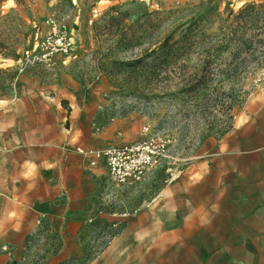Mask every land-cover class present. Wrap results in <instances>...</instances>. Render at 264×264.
<instances>
[{
	"label": "rangeland",
	"instance_id": "rangeland-1",
	"mask_svg": "<svg viewBox=\"0 0 264 264\" xmlns=\"http://www.w3.org/2000/svg\"><path fill=\"white\" fill-rule=\"evenodd\" d=\"M249 4L264 0L0 3V100L37 96L60 102L68 112L74 102H101L91 112L94 133L112 125L119 129L107 135L105 147L141 143L148 127L154 146L166 152L141 185L118 187L102 165L94 169L95 197L76 237L64 243L43 229L22 264H46L63 247L72 254L60 264H84L97 252L89 264H264V64L250 65L234 85L210 76L207 110L182 94L172 98L178 85L202 76L189 70L167 84L161 73L159 88L152 89L134 64L178 28L197 22L213 35L221 19ZM114 6L126 14V49L109 36L107 19L102 21ZM43 42L48 49L42 50ZM86 115L85 110L74 114L75 119ZM228 115L231 131L210 136ZM74 125L68 120L66 128ZM96 218L116 234L107 245L100 230L89 228Z\"/></svg>",
	"mask_w": 264,
	"mask_h": 264
},
{
	"label": "crops",
	"instance_id": "crops-1",
	"mask_svg": "<svg viewBox=\"0 0 264 264\" xmlns=\"http://www.w3.org/2000/svg\"><path fill=\"white\" fill-rule=\"evenodd\" d=\"M102 106L74 102L68 112L60 102L37 96L0 100V264H22L43 229L64 243L76 237L95 197L94 169L107 167L101 161L91 168L74 149H105L107 135L119 130L112 125L94 133L91 112ZM76 110H85L86 117L75 119ZM68 120L77 128L68 130ZM71 254L63 247L46 264H60Z\"/></svg>",
	"mask_w": 264,
	"mask_h": 264
},
{
	"label": "trees",
	"instance_id": "trees-1",
	"mask_svg": "<svg viewBox=\"0 0 264 264\" xmlns=\"http://www.w3.org/2000/svg\"><path fill=\"white\" fill-rule=\"evenodd\" d=\"M5 1L8 0H0V3ZM105 19L109 36L113 39L119 38L118 47L128 48L130 31L125 25L126 14L121 12V7H111L102 21ZM220 23L213 35L204 33L197 22L171 32L155 49L146 50L141 58L134 62L142 74L140 80L151 85L150 88L153 89L158 87L156 83L160 82L158 80L161 73L168 76L165 81L170 84L173 77H187L186 74L191 70L194 76H202L200 80L178 85V92H172V98H178L182 94L199 101L202 109L207 110L212 102L209 100L212 88L210 76L217 75L220 79L219 84L228 82L234 85L250 65L264 64V5H245L236 14L231 11L225 20H220ZM194 56L197 57V64L190 66L189 63ZM122 67L128 69L130 66L123 63ZM167 90L169 93L170 89ZM230 120L231 117L228 115L223 120L225 121L221 125L223 127L217 132L210 131V136H225L232 129ZM92 222L89 228L98 229L107 237L105 245L116 236L115 233L111 234L107 222H101L98 218ZM100 225L102 226L99 227ZM98 253L87 259L84 264L92 262Z\"/></svg>",
	"mask_w": 264,
	"mask_h": 264
},
{
	"label": "built area",
	"instance_id": "built-area-1",
	"mask_svg": "<svg viewBox=\"0 0 264 264\" xmlns=\"http://www.w3.org/2000/svg\"><path fill=\"white\" fill-rule=\"evenodd\" d=\"M47 43L49 42L42 43V50L48 49ZM63 51L68 52V48H63ZM50 52L44 53L43 57H49ZM26 56L30 59V51L26 52ZM143 134L148 136L141 143L109 146L102 150L76 146L74 150L88 161L91 168L97 167L103 161L109 178L116 186L141 185L147 180L148 174L166 158L165 148L159 150L154 146L148 127L143 129Z\"/></svg>",
	"mask_w": 264,
	"mask_h": 264
}]
</instances>
